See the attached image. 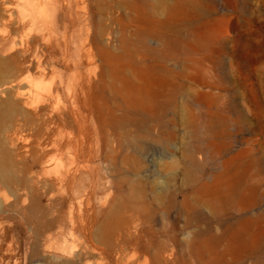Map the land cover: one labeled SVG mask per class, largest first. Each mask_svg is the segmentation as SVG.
<instances>
[{"label": "rangeland", "instance_id": "obj_1", "mask_svg": "<svg viewBox=\"0 0 264 264\" xmlns=\"http://www.w3.org/2000/svg\"><path fill=\"white\" fill-rule=\"evenodd\" d=\"M198 1L50 0V51L34 46L47 70L15 89L53 113L73 110L68 83L84 85L97 190L88 200L87 170L72 201L54 190L31 209L42 164L7 141L18 114L0 109V264H264V0ZM2 66L0 84L11 72ZM112 75L124 96L108 87ZM131 85L132 118L118 105ZM49 156L64 165L75 157ZM79 210L82 235L70 231Z\"/></svg>", "mask_w": 264, "mask_h": 264}, {"label": "bare ground", "instance_id": "obj_2", "mask_svg": "<svg viewBox=\"0 0 264 264\" xmlns=\"http://www.w3.org/2000/svg\"><path fill=\"white\" fill-rule=\"evenodd\" d=\"M56 1L58 2L59 0ZM194 2L199 3L200 1L194 0ZM1 6L0 64L3 65L4 69H6V66H10L11 72L9 71L10 75L6 79V83L0 84V109L10 108L11 111H17L18 114L13 118L9 134H7L6 138L13 145L19 146V143L27 145L26 150L30 152L31 165L42 164V170L37 171L35 174L37 180L35 182L32 181L30 184L31 192L28 194L32 199L30 208H35L41 197L46 196L50 200H53L55 195H57V193H54V190L60 191L64 198L72 201L73 198L69 194V190L73 186L79 185V180L83 178L84 171L87 170V175L91 181L85 190H87L88 200H90L97 190L95 173L98 167L91 164L95 160V157L87 156L86 159L85 136L83 132V111L86 104L80 94V92L84 91V85L77 80H75L76 83L74 82L76 85L73 82L67 84V92L74 96L73 110L69 111L67 108H64L50 113L45 109L38 108V103H42L44 101L43 98H39L35 102V100L28 98V96H24L18 88L16 90L14 84L15 82L24 80L32 71L39 73L46 72V65L43 66L39 59L38 47L34 46L41 42L43 53L50 51V34L53 28L52 21L56 10V2H50V0H18L17 5H15L11 0H2ZM15 8H18L20 11L18 15L14 13ZM26 27L29 30H34L35 34L29 37L24 35L23 32ZM195 35L198 40L200 34L196 32ZM35 36H40L42 41L35 42ZM6 59L11 62L10 65H5L6 62L4 61ZM187 60L190 61L189 63L194 64L191 56H187ZM111 71L113 72L114 69L111 68ZM125 74L127 80L131 81L129 74ZM61 84L64 86L63 82ZM108 87L112 89L115 97L124 96L125 90L119 89L114 75H112ZM126 91L129 94L131 93V95L124 98L118 105L124 109L126 116L132 118L130 111L134 106L132 94L134 88L131 85L129 88L127 87ZM6 95L8 97L5 98L4 96ZM34 103L36 104L34 112L22 111V106L33 107ZM137 104L138 110L143 111L146 108L145 101L142 98L138 100ZM243 117L245 121H248L245 113H243ZM195 124H197V121ZM257 126L259 134H264V104H260L259 106ZM50 148H54L61 157H63L68 149H71L75 156L74 161L67 165H64L60 161H54L49 156ZM258 160L260 165H262V155L258 156ZM49 204L48 206L50 207ZM48 206L43 209L44 212L50 209ZM81 210L76 215L71 211L70 231L72 234L79 232L82 235L83 231L87 230L85 229V219ZM42 221L46 225L49 224L48 219L46 220L44 217ZM51 226L52 224H50Z\"/></svg>", "mask_w": 264, "mask_h": 264}]
</instances>
